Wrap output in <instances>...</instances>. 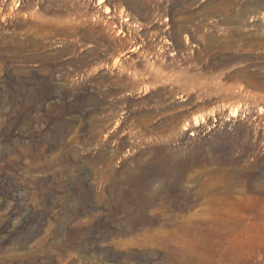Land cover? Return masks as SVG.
Wrapping results in <instances>:
<instances>
[{
	"label": "rangeland",
	"instance_id": "rangeland-1",
	"mask_svg": "<svg viewBox=\"0 0 264 264\" xmlns=\"http://www.w3.org/2000/svg\"><path fill=\"white\" fill-rule=\"evenodd\" d=\"M207 183L264 264V0H0V264H189Z\"/></svg>",
	"mask_w": 264,
	"mask_h": 264
},
{
	"label": "bare ground",
	"instance_id": "bare-ground-1",
	"mask_svg": "<svg viewBox=\"0 0 264 264\" xmlns=\"http://www.w3.org/2000/svg\"><path fill=\"white\" fill-rule=\"evenodd\" d=\"M203 190L209 195L212 194L211 198H214L215 204H218L217 207L214 205V208L208 210L210 222L206 226L201 219L187 218L182 222V232L175 234L172 239L176 240V243L188 254L190 257L188 260L189 264H207L205 250H209L211 256L218 255L219 262L221 260V263L232 264V253L235 250L233 244L234 240H236L234 237L238 234V229H233L234 226L232 227L231 207L227 203L226 197L218 196L220 190L213 183L204 185ZM223 191L225 194L230 193L229 187L223 188ZM218 236L219 238L221 236V240L217 239ZM237 239L239 238L237 237ZM218 249L222 252H219L220 255L217 252Z\"/></svg>",
	"mask_w": 264,
	"mask_h": 264
}]
</instances>
